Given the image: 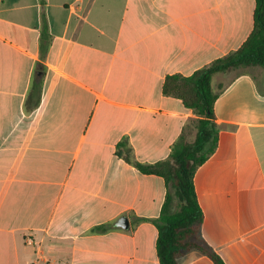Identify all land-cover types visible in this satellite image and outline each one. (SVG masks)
I'll list each match as a JSON object with an SVG mask.
<instances>
[{
    "label": "crops",
    "instance_id": "1",
    "mask_svg": "<svg viewBox=\"0 0 264 264\" xmlns=\"http://www.w3.org/2000/svg\"><path fill=\"white\" fill-rule=\"evenodd\" d=\"M255 7L0 0V264H160L166 182L120 146L143 164L169 157L194 114L168 78L237 51ZM244 68L213 78L218 148L194 184L202 239L226 264H264V67ZM179 264L214 262L192 250Z\"/></svg>",
    "mask_w": 264,
    "mask_h": 264
},
{
    "label": "trees",
    "instance_id": "2",
    "mask_svg": "<svg viewBox=\"0 0 264 264\" xmlns=\"http://www.w3.org/2000/svg\"><path fill=\"white\" fill-rule=\"evenodd\" d=\"M49 38L48 24L44 22L41 40L43 42ZM248 66L264 67V0H256L254 29L237 51L214 61L190 77L168 78L165 93L179 96L195 116L190 125L184 127L169 157L154 164H143L133 159L126 145L120 146L126 149L118 154L142 174L158 176L166 182L168 193L156 223L160 264H179L181 257L192 250L208 256L214 264H226L201 237L204 215L198 203L194 177L218 148L219 131L214 104L220 92L214 91L213 78L217 74ZM177 82L183 84L185 93L173 91L171 85ZM38 86L39 83H34L32 88L35 90ZM190 126L198 130L192 143L188 141Z\"/></svg>",
    "mask_w": 264,
    "mask_h": 264
},
{
    "label": "rangeland",
    "instance_id": "3",
    "mask_svg": "<svg viewBox=\"0 0 264 264\" xmlns=\"http://www.w3.org/2000/svg\"><path fill=\"white\" fill-rule=\"evenodd\" d=\"M245 69H246V68L241 67V68H238V69H234V70H232V72H231L230 76L228 77V79L231 78V77H233L235 74H238V73H240V72L245 71ZM228 79H227V80H228ZM172 85H173V86H172L173 91H175V92H179V93H185V92H186V89L183 88L184 86H183L182 83H178V82H177V83H173ZM194 117H195V116H194ZM192 128H195V126L192 127ZM193 131H194V130H193ZM193 131H192V133H193Z\"/></svg>",
    "mask_w": 264,
    "mask_h": 264
},
{
    "label": "water",
    "instance_id": "4",
    "mask_svg": "<svg viewBox=\"0 0 264 264\" xmlns=\"http://www.w3.org/2000/svg\"><path fill=\"white\" fill-rule=\"evenodd\" d=\"M116 227L124 229V230H129L130 229V221H129L128 216H122L118 220Z\"/></svg>",
    "mask_w": 264,
    "mask_h": 264
}]
</instances>
